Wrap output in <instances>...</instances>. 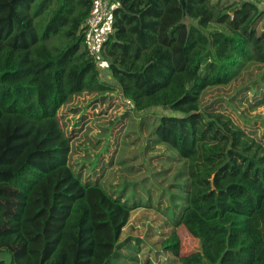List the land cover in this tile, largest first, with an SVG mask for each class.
Wrapping results in <instances>:
<instances>
[{"label": "trees", "instance_id": "16d2710c", "mask_svg": "<svg viewBox=\"0 0 264 264\" xmlns=\"http://www.w3.org/2000/svg\"><path fill=\"white\" fill-rule=\"evenodd\" d=\"M111 1L100 60L112 82L85 47L90 0H0V264H110L131 211L153 207L114 196L69 162L59 109L114 91L135 110L173 112L154 134L186 159L183 205L173 196L156 207L199 241L204 263L264 264V135L203 102L208 89L264 68V2ZM262 79L264 69L238 91L256 99ZM262 104L264 94L249 107ZM161 247L178 255V233Z\"/></svg>", "mask_w": 264, "mask_h": 264}, {"label": "rangeland", "instance_id": "374dc122", "mask_svg": "<svg viewBox=\"0 0 264 264\" xmlns=\"http://www.w3.org/2000/svg\"><path fill=\"white\" fill-rule=\"evenodd\" d=\"M214 3L229 4L227 0ZM214 27L223 29L222 25ZM257 29H264V17ZM100 61L101 77L112 82L106 77L105 61ZM263 69L262 66L246 69L232 83L208 89L203 98V102H209L206 107L225 108L239 125L256 130L258 136L264 135V104L249 107L264 94V88L260 87L256 99L252 97V90L238 91L249 84V79L258 77ZM260 84L264 86L263 79ZM235 94L237 98L242 97V104L237 103V98H231ZM163 115H173V112L161 106L135 110L133 103L119 91L104 98L85 92L72 97L58 111L62 125L72 139L69 162L75 172L97 180L111 194L122 196L130 203L139 200L153 205L131 211L121 231L120 253L110 264H145L147 261L151 264H205L199 241L183 226L175 227L170 217L156 207L159 201L161 205L170 203L173 196L180 199L182 206L184 195L181 185L185 176L179 173L186 159L154 134ZM10 131L4 129L3 137ZM3 144L4 139H0V148ZM172 231L180 237L178 255L161 247L162 240ZM0 258L8 260L4 253H0Z\"/></svg>", "mask_w": 264, "mask_h": 264}, {"label": "built area", "instance_id": "2783aa9c", "mask_svg": "<svg viewBox=\"0 0 264 264\" xmlns=\"http://www.w3.org/2000/svg\"><path fill=\"white\" fill-rule=\"evenodd\" d=\"M90 4V11L81 28L87 52L99 65L101 47L112 32L111 10L114 3L111 0H90Z\"/></svg>", "mask_w": 264, "mask_h": 264}, {"label": "crops", "instance_id": "0c3cea01", "mask_svg": "<svg viewBox=\"0 0 264 264\" xmlns=\"http://www.w3.org/2000/svg\"><path fill=\"white\" fill-rule=\"evenodd\" d=\"M227 1H228L229 4H231V3H233L234 0H227ZM235 1L238 2V1H240V0H235ZM212 2H218V0H215V1H212ZM108 78H110V77H108Z\"/></svg>", "mask_w": 264, "mask_h": 264}, {"label": "water", "instance_id": "95a60500", "mask_svg": "<svg viewBox=\"0 0 264 264\" xmlns=\"http://www.w3.org/2000/svg\"><path fill=\"white\" fill-rule=\"evenodd\" d=\"M181 3H182V5H183V7H184V0H181Z\"/></svg>", "mask_w": 264, "mask_h": 264}]
</instances>
